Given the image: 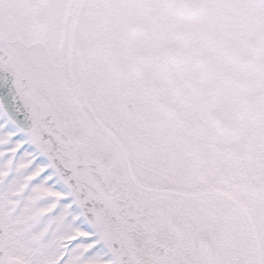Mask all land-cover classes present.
Wrapping results in <instances>:
<instances>
[{"label": "snow or ice", "instance_id": "6c2138e0", "mask_svg": "<svg viewBox=\"0 0 264 264\" xmlns=\"http://www.w3.org/2000/svg\"><path fill=\"white\" fill-rule=\"evenodd\" d=\"M0 264H264V0H0Z\"/></svg>", "mask_w": 264, "mask_h": 264}]
</instances>
